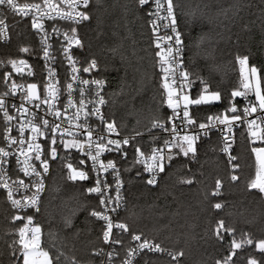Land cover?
Masks as SVG:
<instances>
[{"label": "trees", "instance_id": "1", "mask_svg": "<svg viewBox=\"0 0 264 264\" xmlns=\"http://www.w3.org/2000/svg\"><path fill=\"white\" fill-rule=\"evenodd\" d=\"M173 4L182 34L184 67L195 80L192 93L197 97L203 87L199 77L211 91L221 94L219 101L209 105H190L192 116L199 123L209 115L224 114L230 101L242 108V99L231 97L232 91L242 89L238 55L248 56L249 68L260 70L264 88V0H173ZM90 9L92 19L74 26L84 44L77 53L85 62L97 59L100 71L96 74L108 82L109 118L124 134H133L134 129L154 134V129L148 131L150 122L153 118L166 122L170 109L164 102L156 63L159 58L155 56L159 49L146 8H141L137 0H92ZM23 47L30 51L21 52ZM36 47L30 25L17 20L10 41L0 42V91L10 71L8 61L35 57ZM253 140L245 127L238 129L232 147V156L237 159L229 163L218 135L199 139L196 158L175 157L155 186L148 185L142 168L132 163V152L124 162L125 200L118 215L129 232L117 247L118 262L131 244V234L136 233L175 252L182 250V264H216L231 254L233 238L237 242L251 238L253 244L235 250L231 264H248L250 258L264 264V253L256 248V243L264 240V194L249 187L257 171L252 148L264 142ZM57 152V158H51L47 190L34 219L41 228V247L49 251L54 264H72L73 258L78 264H99L107 256L94 255V250L108 252L110 247L102 239L103 224L88 215L92 208H99L97 198L86 191L92 187V180H69L66 167L70 162L89 172L88 162L59 144ZM80 159L86 164L80 165ZM233 165L239 167L234 169ZM232 175L238 179L233 181ZM187 178L193 183L180 182ZM217 180L221 188L218 195H213ZM216 203L223 207L214 208ZM15 215L20 214L9 207L0 188V264H22L20 245L13 241L19 240L23 220L14 221ZM219 220L235 229L232 235L223 233L222 241L214 235ZM137 264H171V260L145 253Z\"/></svg>", "mask_w": 264, "mask_h": 264}, {"label": "snow or ice", "instance_id": "2", "mask_svg": "<svg viewBox=\"0 0 264 264\" xmlns=\"http://www.w3.org/2000/svg\"><path fill=\"white\" fill-rule=\"evenodd\" d=\"M99 3V0H96ZM92 0H43V6L48 11L41 10L40 3L24 4L20 5L17 0H0V7H6L8 10L12 11L15 14H22L24 16L29 15L31 10L40 13L39 16H34L32 20V27L38 31L44 32V26L39 21L43 17H47L50 20H55L57 17L60 19L71 20L74 24L79 25L85 21L92 19L90 4ZM138 5L143 8L145 5L149 4V0H137ZM154 5V10L149 9L147 15L152 17L148 21L151 25L152 32L154 34V44L159 51L155 53V56L159 59L156 63L159 66L161 73V87L164 89L163 95L166 97L165 101L168 108L172 110V115L167 117V121H162L160 118H153L150 122V128L148 129L151 132V129H161L164 132L168 133V137L164 139L162 147H152L150 152H145L141 150L139 144L135 143L137 137H142L143 133L139 130L134 129V134L123 136L120 139H112V135L121 136L120 130L117 127L115 120H107L104 114L101 112V109L97 105H104L106 103L104 96L101 95L106 81L103 78H93L91 80L83 79L78 75L72 76V81L79 80L81 85H93L95 86L94 96L96 99H86V94L88 89L85 87H80V99L77 105L72 98L73 84L67 83L66 90L68 92V99L66 104L63 105V112L60 108L56 107V102L59 101L60 89L56 87L51 82L46 83L45 85V94L43 98L38 93V86L35 83L27 85V89L24 92V95L21 96L22 101H26L28 104H33L36 109H40L41 105H47V110L44 111V114L39 116V124L35 123L37 119V113L32 112V119L27 121V124H21L18 131L20 133L19 141L16 138L11 137V129H6L7 135L5 140L8 141L9 147L12 144H19V155L16 157L17 164H23V167L20 168V171L24 173L25 176L35 175L37 180L33 181L31 185L25 184L24 180L19 179L13 181V184H17L20 187L28 189L34 187L35 191L30 196L23 197V203L21 199L13 198V188L9 184V179L7 170L4 167L8 163V157L13 155L5 148L0 147V188L7 190V199L11 201L14 208L24 209L28 207L35 208L38 212L39 209V200L40 193L44 191V182L43 175L48 172V160L41 159L43 149L40 143H35L38 138L48 139L50 137V150L48 155L52 159L57 158V145H62L63 149L71 150L76 149L82 153L85 157L91 160V169L96 175L95 184L92 187L86 189L89 194H98L99 196V205L104 209L103 211H98L96 208L89 210L88 215L94 217L99 221H103L102 225V239L105 244H116L120 245L123 243L122 239L115 238L113 235V229L120 230L121 233L129 232V226L124 222H114L112 217L108 214L109 212H116L117 208L120 207V201L122 199L120 195V190L123 187V181L120 179L119 170L117 168L116 162L113 160H108L106 163L101 160V156L105 152H116L121 155V158L127 159L128 152L125 150L126 146L132 145L134 148V157L133 164H142L144 166V171L149 173V178L146 183L148 185L155 186L157 183V177L160 173L165 171L166 166H170L173 159L177 156L182 155L183 157H188L192 160L196 158L197 141L200 139L201 134L207 136L213 128H216L217 124L222 125L223 127L219 129L222 134V138L225 141L223 152L229 154V163L236 160V156L230 154L231 144L228 142L229 137L228 133L232 131L234 126H239L236 124L237 121H242L247 125L248 133L251 137H254L256 140L264 142V88L261 86V77L259 75L258 69L255 66L249 68L248 65V56H237L236 60L240 65L241 73V85L244 91L234 90L231 93V97H244L247 100L246 106L243 108V117L239 114V110L236 105L230 101V107L225 110L224 114L209 115L206 118V122L197 123L195 117L192 116L189 106L190 105H209L213 102L219 101L221 99V94L218 91H211L209 85L202 78L200 79L201 84L203 85L200 92L197 94L196 98H191L189 94L185 92V88H190V86L195 82V80L190 79L193 76V73L190 72L187 68L184 67L183 60L181 59V53L183 51V40L181 38L182 34L177 30V19L174 13L175 5L173 0H152ZM64 5L68 10L65 11L61 7ZM83 9V10H77ZM162 13H166L162 15ZM6 17H0V39H7V27ZM158 21H168L163 25L159 24ZM164 28L165 34L160 35V29ZM167 30L171 31V35L167 33ZM72 35L69 36L68 32L64 33V40L67 42V46L61 42V50L64 57L72 65L71 71L74 74L79 72L91 74L93 71H100V66L96 58H91L87 62V66L82 68H77L76 64L78 61L73 58L71 54L72 47L79 49L84 48L82 39L79 37L76 27L71 28ZM53 32L58 33V29L53 28ZM45 36L47 33L45 32ZM46 42V40H42ZM48 47H51L48 45ZM21 52L28 53L30 50L27 47L20 49ZM44 58L47 60L49 58L55 59V57H50V53L47 48L44 50ZM9 64L12 65V68L18 72L22 73L23 68L27 66V62L23 59L9 60ZM47 74L49 78L55 76V70L52 67H48ZM28 75H32V71L29 68ZM11 79V73L5 75L4 80L7 82ZM20 87L23 88V85H17L15 81L11 83L10 91L3 93V96H0V110L3 111L6 121H12L15 117L9 114L6 107L7 101L4 97H9L14 95L16 89ZM249 94L255 95V100H248ZM93 105L92 109H88V105ZM13 108H16L17 112H20L23 109V112H29V109L24 106V103H21L19 108L15 104L12 105ZM69 109H75V111L68 115ZM259 112L255 119L249 120L248 117L254 113ZM81 113H83V123L81 121ZM52 115L56 119H60L62 115L67 119L68 127L62 128V123H54L46 119V116ZM96 116L100 125L103 126V130L100 131V125L97 128H93L89 123V117ZM176 120H179L180 123H175ZM76 123H73V122ZM260 121V123H257ZM168 123L171 124V127L166 126ZM30 125L31 137L27 141V150L24 145L26 143L24 139L25 128ZM73 128L75 131H73ZM198 128L201 132L192 133L190 129ZM59 131L60 135L57 137L56 133ZM65 135L71 137V139H65ZM83 136L85 139H78V137ZM153 141L157 140V137L153 135ZM255 140H253V143ZM176 149L177 151H173ZM34 151V159L40 161V168L42 172L38 170L37 166L30 161L33 160V157L28 155V152ZM252 152L256 154V179L252 180L249 184L250 188L258 189L261 193H264V147H253ZM23 156L24 159L21 161L20 157ZM80 165H85L86 160L80 159ZM66 167L69 169L68 179L72 181H84L89 179L88 172L78 169L73 166L72 163H67ZM239 165H233V168H238ZM111 170L113 179L115 181V198L107 195L109 189L112 185L107 182L106 177L102 173H108ZM128 171L129 169H125ZM137 175H140V172H137ZM231 179L233 181L237 180L236 175H232ZM181 183L191 184L193 180L191 178L181 179ZM221 188V182L216 181V191L213 195L219 194V189ZM17 191L19 188L16 189ZM115 202L116 207L109 208V205ZM223 205L221 203H216L214 208L221 209ZM13 220H26V223L23 227L18 229L19 240L13 241L14 244L18 243L20 245L19 251L22 256V264H54V258L50 256L48 250H45L41 247V228L39 225L33 226V217L32 216H21L15 215ZM235 232V229L231 227H226L223 220H219L214 229V235L219 239L223 240V233H228L232 235ZM131 239L133 241L139 242L135 248H129L127 250V257L121 262V264H133V256L139 255L140 252L148 250L149 252L154 253H164L167 252V255L171 257L176 264H180V258L184 256V252L181 250L179 252L168 251L163 248L160 243H154L147 238L142 240V234H131ZM253 244L251 238L237 242L235 238L231 241V254L226 256L223 261L217 260L216 264H231L232 256L235 255V250L240 249L243 245ZM256 248L264 253V240H260L256 243ZM94 255H106L108 259V264H112V261L115 256L119 255L115 249L105 252L103 248L94 250ZM55 260H59V256L55 257ZM72 264H78L75 258L72 260ZM101 264H104L102 261ZM248 264H258L257 260L250 258Z\"/></svg>", "mask_w": 264, "mask_h": 264}, {"label": "built area", "instance_id": "3", "mask_svg": "<svg viewBox=\"0 0 264 264\" xmlns=\"http://www.w3.org/2000/svg\"><path fill=\"white\" fill-rule=\"evenodd\" d=\"M17 2L20 5L40 3L41 4V10L42 11H48L43 6V0H17ZM61 7L64 8L65 11L68 10L64 5H61ZM144 7L146 8L147 11L149 9L154 10V5L152 4V0H149V4L145 5ZM77 10L79 11V10H83V9H77ZM164 14H166V13H162V15H164ZM39 15H40V13L35 12V10H31L29 15L24 16L22 14H15L12 11L8 10L6 7H0V17H6L5 22L8 25V27H7V37L8 38L7 39H0V42L7 43L10 41L12 29L16 25L17 20L25 21L26 24L28 23L30 25V28H31L34 36L36 37V40H37V47H36L37 55L35 57H32V58H30V57L14 58V60H17V61H19L20 59L25 60L27 62V66L23 68L22 73H18L12 68V65L10 64V71L8 73H11V79L8 80L7 82H5V80H4L5 88L0 91V96H3V93L10 91V86H11V83L13 81H15V83L17 85H23L24 86L23 88L18 87L16 89V92L14 95H11L9 97H4V99L7 101L6 107L8 109L9 114L15 118L12 121H6L4 114H3V111L0 110V122L2 124V126L0 128V137H1L0 147H3L7 151H9L10 153H13V155H10L7 158L8 163L6 165H4V167L7 170L8 176L11 178V179H9L8 182L10 185H12V188H13V198L14 199H21L22 203H23V197L24 196H30L35 191V188L30 187L28 189H25L23 187H20L17 184H13V181L22 179V180H24L25 184L31 185L33 183V181L37 180V177H35V175L25 176L24 173L22 171H20V168L23 167V164L22 163L17 164V162H16V157H17V155H19V144H12L9 147L8 141L5 140V136L7 135L5 130L10 128L11 129V132H10L11 137L16 138L19 141V139L21 138L20 133L18 131L20 125L21 124H27V121L32 119V116H31L32 112L37 113V119L35 120V123L39 124V116L43 115L44 111H46L47 107H48L47 105H41L40 109H36L34 107V103H36L35 101L33 102V104H28L26 101L21 100V96L24 95V92L27 89V85L31 84V83L37 84L38 93L43 98V96L45 94L46 83L51 82L52 84H54L56 87H58L60 89L59 101L56 102V107L60 108L61 111L63 112V105L66 104L67 99H68V92L66 90L67 83L73 84L72 98H73L74 102L77 103V105H78L79 99H80V93H79L80 87H85L86 89H88V92L86 94V99H88V98L94 99V100L96 99V97L94 96L95 86H93V85H81L79 83V80L72 81L73 75H78L79 77H81L83 79H88V80H91L93 78H103V77H99L96 74V71H93L91 74L84 73L82 71L77 73V74L72 73V71H71L72 65L69 63V61L62 54V50L60 47L61 42H63L65 44V46H67V42L64 40V33L68 32L69 36H71L72 33L70 30L76 24H74L71 20L60 19L59 17H57L55 20H50L47 17H43L39 22L43 24L45 31L41 32V31H38L36 29H33V27H32L33 17L39 16ZM150 19H152V17H149V20ZM158 23L163 25L165 23H168V21H158ZM176 26H177V30L180 32L179 26L178 25H176ZM54 27L56 29H58V33L53 32ZM165 31L166 30L161 27L159 34L164 35ZM45 32L47 33V36H45ZM167 33L169 35L172 34L170 30H167ZM153 38H154V34H153ZM42 40H46V42H42ZM48 45H50L51 47H48ZM46 48H47L48 52L50 53V57H55L54 60L51 58L46 60L44 58V50ZM77 50H78V48H76V47H72V49H71V54H72L73 58L78 61V63L76 64V67L82 68L84 66H87V62L82 60V58L78 55ZM31 55L34 56V51L32 52ZM181 59H182V53H181ZM48 67H52L55 70V76L52 78L48 77V74H47ZM29 68L32 71V75H28ZM103 79L106 81V84L104 86V89H103L101 95L104 96L106 103L102 106H100V105H97V106L100 107L101 112L104 114L105 118L107 120L111 121V119L109 118V115H108V111H107L108 110V97H107L108 82L105 78H103ZM192 88H193V85H191L190 88L186 87L185 92L187 94H189L191 98L194 99V98H196V96H194V94L192 93ZM241 91H244L243 87H242ZM240 99H242V101H243V106H242V108H240L238 105H236V107L239 110V114L243 117V115H244L243 108L246 106L247 100L244 97H240ZM247 99L254 101V94H249ZM21 103H24V106L29 109V112L25 113V112H23V109H21L20 112H17L16 108L12 107V105L15 104L17 106V108H19ZM92 107H93V105H91V104L88 105L89 110H91ZM74 111H75V109H69L68 115L71 116V114ZM171 115H172V110L170 109V116ZM258 115H260L259 112L254 113L251 116H249L248 119L249 120L255 119ZM45 118L48 119L49 121H53L54 123H61L63 121L62 128L68 127L67 119L63 115L60 119H56L52 115L46 116ZM201 122H206V120L201 121ZM201 122H199V123H201ZM73 123H76V122L74 121ZM80 123H83V113H81ZM88 123L94 129L97 128L98 125H100V121L96 116L89 117ZM175 123L179 124L180 121L176 120ZM257 123H260V121H257ZM236 124L239 126H234L232 131L227 134L229 137L228 142L231 144V148H230V154L231 155H232V147L234 146V144L237 141V130L242 128V127H245L247 132H248L247 125L245 123H243L242 121H237ZM166 126L171 127V124L169 123V125H166ZM222 127H223L222 125L217 124L216 128H213L212 131L209 132V134L207 136H203L201 134L200 139L208 138L213 134L218 135L220 142H221V151H222L224 144H225V141L222 138V134L219 131V129ZM262 127H264V125H262ZM99 130L100 131L103 130L102 125H100ZM73 131H75L74 128H73ZM154 131H155V133L153 132L154 134L143 133V136L137 137V139L135 141V143L140 145L141 150L145 151L146 153L150 152L152 147H162L164 139L169 138L168 133L164 132L161 129L156 128V129H154ZM190 131L192 133L201 132V130L198 128H192V129H190ZM120 133H121V136L118 137L116 135H112L111 138L112 139H120L123 136L132 135V134H124L122 132H120ZM56 135H57V137H59V135H60L59 131L56 133ZM153 135H155L157 137L156 141H153V139H152ZM30 137H31V132H30V125H29L28 127L25 128V132H24V139L26 141L24 147L26 150H27V141L30 140ZM85 138L86 137H83V136L78 137V139H82V140ZM65 139H71V137L65 135ZM35 143H40L42 146L43 153L41 155V159L46 158L48 160V172H47V174L43 175L44 191L42 193H40V200H39V209L41 210V203H42L43 197H44L46 190H47L48 177H49L51 170H52L51 157L48 155V152H49L48 148L50 146L49 145L50 137L48 139H45L43 137L38 138V140L35 141ZM71 150H73L79 156H81L87 160L88 166H89L88 175H89V178L92 180V186H94L95 180H96V175L91 169V163H92L91 160H89L87 157H85L82 153H80L76 149H71ZM125 150L128 152L127 159L121 158V155L119 153H116V152H105L101 156V160H103L105 163L108 160H113L116 162V165H117V168H118L119 174H120V179L123 181V187L120 190V195L122 197V199L120 201V207L117 208L116 212H114V213L109 212L108 213L112 217L114 222H120L118 220V215L124 207V200H125V190H124L125 189V183H124V175H123L124 174V162L126 160H128V158L130 157L132 152H134V148L130 144V145L126 146ZM173 151L175 152L177 150L173 149ZM223 153L226 155L227 159L229 160V154L225 153V152H223ZM28 155L33 157V160L30 161V163L35 164L37 166L38 170H40L42 172V169L40 168V161H36L34 159L35 152L30 151V152H28ZM20 159H21V161H23L24 157L21 156ZM136 165H138L140 168H142L144 175H145V178H146V181H147V179L149 178V173L144 171V166L142 164H136ZM167 167L168 166H166V168ZM102 175L104 177H106L107 182L110 185H112V187H111V189H109L107 195L115 198V196H116L115 181L113 179V175H112L111 170H109L108 173H102ZM161 176H162V173H160L159 176L157 177V183L160 181ZM17 188H19L18 191L16 190ZM1 189L5 194V197H6V200H7L9 207L12 210H14L15 212H17L18 214H20L21 216H24V217L32 216L33 217V226L37 225L36 222L34 221V219H35V216L40 212V210L37 212L36 209L32 208V207H28V208H24V209L14 208L11 201L7 199V190L3 189V188H1ZM92 195L94 197H96L98 202H99L98 194L93 193ZM112 207H116L115 202H113L112 204L109 205V208H112ZM103 210L104 209L99 205L98 211H103ZM100 222L103 224V221H100ZM25 223H26V220H23L21 227H23ZM113 235L115 238L121 239V237L128 235V232L127 233H121L120 230L114 228L113 229ZM41 237H42V234H41ZM145 238H147V237L142 235V240ZM147 239L154 242V243H159V242L155 241L154 239H151V238H147ZM138 243L139 242L133 241L131 239V244L126 248L125 253L122 257V260H120L118 262L119 255H117L114 257L112 264H121V262L127 257V250L129 248H135ZM106 245L108 247H110L109 251H111L112 249H115L116 252H118L117 247L119 245H116V244H106ZM161 246L163 248L167 249L168 251L175 252L173 250H170V249L164 247L162 244H161ZM145 253L166 256L167 258H169L171 260V264H176V262L173 261L171 259V257L167 255V252L154 253V252H149L148 250H144L143 252H140L139 255H134L132 258L133 264H137L138 261L140 260V258L142 257V255ZM102 261L104 262V264H108L107 257H105ZM101 262L99 264H101ZM180 264H182L181 258H180Z\"/></svg>", "mask_w": 264, "mask_h": 264}, {"label": "rangeland", "instance_id": "4", "mask_svg": "<svg viewBox=\"0 0 264 264\" xmlns=\"http://www.w3.org/2000/svg\"><path fill=\"white\" fill-rule=\"evenodd\" d=\"M75 26V25H74ZM257 68V67H256ZM258 69V68H257ZM258 72H259V75H260V77H261V86H262V80H263V76L260 74V70L258 69ZM254 100H255V98H254ZM253 139L255 140V141H259V140H256L254 137H253ZM257 147H264V145H258ZM255 179H256V177H255ZM264 194V193H263Z\"/></svg>", "mask_w": 264, "mask_h": 264}]
</instances>
